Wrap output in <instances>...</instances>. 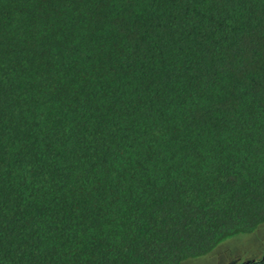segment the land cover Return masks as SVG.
Here are the masks:
<instances>
[{
	"label": "trees",
	"instance_id": "16d2710c",
	"mask_svg": "<svg viewBox=\"0 0 264 264\" xmlns=\"http://www.w3.org/2000/svg\"><path fill=\"white\" fill-rule=\"evenodd\" d=\"M262 226L264 0H0V264H182Z\"/></svg>",
	"mask_w": 264,
	"mask_h": 264
},
{
	"label": "rangeland",
	"instance_id": "374dc122",
	"mask_svg": "<svg viewBox=\"0 0 264 264\" xmlns=\"http://www.w3.org/2000/svg\"><path fill=\"white\" fill-rule=\"evenodd\" d=\"M264 255V226L255 234L238 236L220 244L210 255L182 264H250Z\"/></svg>",
	"mask_w": 264,
	"mask_h": 264
}]
</instances>
